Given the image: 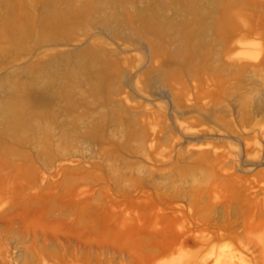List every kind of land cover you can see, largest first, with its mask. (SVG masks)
Listing matches in <instances>:
<instances>
[{
  "label": "rangeland",
  "instance_id": "1",
  "mask_svg": "<svg viewBox=\"0 0 264 264\" xmlns=\"http://www.w3.org/2000/svg\"><path fill=\"white\" fill-rule=\"evenodd\" d=\"M0 264H264V0H0Z\"/></svg>",
  "mask_w": 264,
  "mask_h": 264
},
{
  "label": "bare ground",
  "instance_id": "2",
  "mask_svg": "<svg viewBox=\"0 0 264 264\" xmlns=\"http://www.w3.org/2000/svg\"><path fill=\"white\" fill-rule=\"evenodd\" d=\"M57 21H58V20H57ZM55 22H56V21H55ZM59 22H60V21H59ZM16 105H17V104H16ZM12 106H14V107H11V106H10V108H9V109H10V113H11L12 115L15 116V115L18 113V112L16 113V111H15V110L18 111V108H16V107H18V106H15L14 104H13ZM19 110H20V108H19ZM23 110H24V109H23ZM14 112H15L16 114H14ZM19 113H21V112H19Z\"/></svg>",
  "mask_w": 264,
  "mask_h": 264
}]
</instances>
